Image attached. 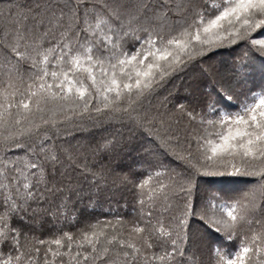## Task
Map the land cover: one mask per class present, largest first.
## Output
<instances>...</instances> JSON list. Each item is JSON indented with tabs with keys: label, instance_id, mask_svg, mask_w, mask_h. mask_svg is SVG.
<instances>
[{
	"label": "snow or ice",
	"instance_id": "obj_1",
	"mask_svg": "<svg viewBox=\"0 0 264 264\" xmlns=\"http://www.w3.org/2000/svg\"><path fill=\"white\" fill-rule=\"evenodd\" d=\"M0 264H264V0H0Z\"/></svg>",
	"mask_w": 264,
	"mask_h": 264
},
{
	"label": "trees",
	"instance_id": "obj_2",
	"mask_svg": "<svg viewBox=\"0 0 264 264\" xmlns=\"http://www.w3.org/2000/svg\"><path fill=\"white\" fill-rule=\"evenodd\" d=\"M24 3H31V0H23ZM220 55L227 57V58H231L232 56L236 55V52H229V51H221L219 53ZM239 99L240 97L234 96V100L239 103ZM83 136H87V133L82 134ZM134 164L133 160H128L125 159L122 163H121V167L123 168L124 171H127L129 167H132ZM117 171H120V168H116ZM247 179V178H244ZM232 186V185H230ZM235 186H241V185H235ZM121 197H123V199H121ZM117 200H121V203H123L124 200L127 201L128 204V208H127V212H125L123 209L117 207ZM134 200H133V194L131 192L128 191H123L122 193L118 194L112 201L111 203L109 202L108 199L105 198V195L102 194L98 200L95 203V211L92 213V215H108L109 213L106 211L107 209L111 208H115L116 211L122 215H127V213L131 212L132 206H133ZM71 230V229H69ZM211 239H214L211 238Z\"/></svg>",
	"mask_w": 264,
	"mask_h": 264
}]
</instances>
